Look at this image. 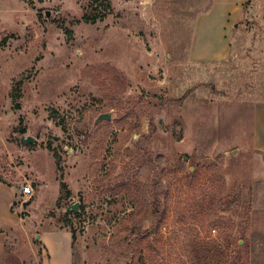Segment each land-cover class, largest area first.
Returning a JSON list of instances; mask_svg holds the SVG:
<instances>
[{
	"label": "rangeland",
	"instance_id": "rangeland-1",
	"mask_svg": "<svg viewBox=\"0 0 264 264\" xmlns=\"http://www.w3.org/2000/svg\"><path fill=\"white\" fill-rule=\"evenodd\" d=\"M212 1L0 0V181L17 191L20 264H264V0L243 5L227 62L194 65Z\"/></svg>",
	"mask_w": 264,
	"mask_h": 264
},
{
	"label": "crops",
	"instance_id": "crops-1",
	"mask_svg": "<svg viewBox=\"0 0 264 264\" xmlns=\"http://www.w3.org/2000/svg\"><path fill=\"white\" fill-rule=\"evenodd\" d=\"M252 0H213L212 6L200 15L188 52L189 62L225 63L230 58V35L242 18L243 5ZM253 147L264 157V100L253 108ZM17 191L0 183V264H20L18 255L21 220L15 210ZM47 248L49 245L44 242Z\"/></svg>",
	"mask_w": 264,
	"mask_h": 264
},
{
	"label": "trees",
	"instance_id": "trees-1",
	"mask_svg": "<svg viewBox=\"0 0 264 264\" xmlns=\"http://www.w3.org/2000/svg\"><path fill=\"white\" fill-rule=\"evenodd\" d=\"M145 213L146 215L150 214V217H152V219H154L153 217H155V220L153 221L156 223L155 224L156 227H160L165 222L166 215H167V209H166V206H163V204H161L159 195L156 194L153 196V201L150 203V206L145 210ZM146 217H144L142 221H147ZM147 233L148 234L146 235L149 236L153 234L154 231L151 230V232H147ZM73 244H74V240H73ZM73 248H74V245H73ZM235 264H237V262Z\"/></svg>",
	"mask_w": 264,
	"mask_h": 264
},
{
	"label": "water",
	"instance_id": "water-1",
	"mask_svg": "<svg viewBox=\"0 0 264 264\" xmlns=\"http://www.w3.org/2000/svg\"><path fill=\"white\" fill-rule=\"evenodd\" d=\"M110 120V115H101L98 119H97V123L100 122V121H109ZM35 143V140L31 137H28V138H24L22 137L21 138V145L22 146H26V145H30V144H33ZM79 210V204H75L73 206H71L70 208L67 209V212H78Z\"/></svg>",
	"mask_w": 264,
	"mask_h": 264
},
{
	"label": "built area",
	"instance_id": "built-area-1",
	"mask_svg": "<svg viewBox=\"0 0 264 264\" xmlns=\"http://www.w3.org/2000/svg\"><path fill=\"white\" fill-rule=\"evenodd\" d=\"M33 193V190L31 187H26L24 188V194L27 195V196H31Z\"/></svg>",
	"mask_w": 264,
	"mask_h": 264
}]
</instances>
